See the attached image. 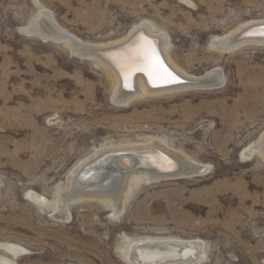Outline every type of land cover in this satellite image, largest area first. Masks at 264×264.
I'll return each instance as SVG.
<instances>
[{
    "label": "rangeland",
    "instance_id": "rangeland-1",
    "mask_svg": "<svg viewBox=\"0 0 264 264\" xmlns=\"http://www.w3.org/2000/svg\"><path fill=\"white\" fill-rule=\"evenodd\" d=\"M42 12L89 46L148 23L188 76L218 71L222 83L118 101L104 67L50 23L31 34ZM263 22L264 0H0V259L129 264L131 242L198 239L199 264H264V158L246 153L264 134V43L214 44ZM153 141L205 171L141 183L120 212L90 197L71 202L67 217L54 211L96 151Z\"/></svg>",
    "mask_w": 264,
    "mask_h": 264
},
{
    "label": "bare ground",
    "instance_id": "bare-ground-1",
    "mask_svg": "<svg viewBox=\"0 0 264 264\" xmlns=\"http://www.w3.org/2000/svg\"><path fill=\"white\" fill-rule=\"evenodd\" d=\"M48 14L40 13L31 23L32 25L28 29L31 34L32 32L37 33L44 21L50 23L59 32V39H64L75 54L92 57L104 67L116 84L115 98L118 101H127L135 94L140 93H162L186 88H218L222 83L218 71H210L198 77L188 76L172 61L167 51L168 43L164 35L155 31L148 23L134 27L128 36L120 41H114L108 45L89 46L65 34L59 27L58 29ZM257 24L253 23L240 27L229 36L217 39L214 44L222 51H231L248 41L262 44L264 43V36L257 37L254 35L241 38L243 32L253 29ZM259 25H264V22ZM145 41L151 42L155 47L160 62L168 72L176 77V82L158 81L154 84L143 71H134L129 74L130 69L134 66L133 58L142 49ZM100 53L104 54V57ZM115 148L96 151L94 155L81 162L71 172L66 190L59 195L58 200L52 205L57 214L65 217L71 202L87 197L99 199L105 203L104 205L107 204L110 209L119 211L128 199V194L132 188L141 183H157L158 180L162 179L200 175L205 171L197 162L195 163L186 156L171 150L168 145L161 141ZM256 150H259L264 158V134L260 137L257 145L246 153ZM121 152L124 153L120 154ZM87 188L89 189L87 190ZM36 201L40 206L47 204L46 199L40 196L36 197ZM204 256L203 245L198 239L139 240L131 242L128 250L123 252V258L129 264H199ZM4 261L0 259V264H4ZM5 264L11 263L5 261Z\"/></svg>",
    "mask_w": 264,
    "mask_h": 264
},
{
    "label": "snow or ice",
    "instance_id": "snow-or-ice-1",
    "mask_svg": "<svg viewBox=\"0 0 264 264\" xmlns=\"http://www.w3.org/2000/svg\"><path fill=\"white\" fill-rule=\"evenodd\" d=\"M133 65L129 74L134 71H143L154 84L158 81L176 82V77L164 68L155 47L149 41H145L142 49L137 52L136 57L133 58Z\"/></svg>",
    "mask_w": 264,
    "mask_h": 264
},
{
    "label": "water",
    "instance_id": "water-1",
    "mask_svg": "<svg viewBox=\"0 0 264 264\" xmlns=\"http://www.w3.org/2000/svg\"><path fill=\"white\" fill-rule=\"evenodd\" d=\"M254 35H256L257 37L258 36H264V25H259V24H257L256 26H254L253 27V29H251V30H247L246 32H243L242 34H241V38L242 37H252V36H254ZM100 55L102 56V57H104L103 55L104 54H102V53H100ZM179 82V81H178ZM125 88H127L126 86H124ZM128 89V88H127ZM121 154V153H120ZM177 264H179V263H177Z\"/></svg>",
    "mask_w": 264,
    "mask_h": 264
}]
</instances>
